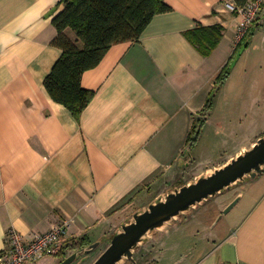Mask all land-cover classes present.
Masks as SVG:
<instances>
[{"label":"crops","instance_id":"crops-1","mask_svg":"<svg viewBox=\"0 0 264 264\" xmlns=\"http://www.w3.org/2000/svg\"><path fill=\"white\" fill-rule=\"evenodd\" d=\"M165 2L173 11L157 15L138 43L114 45L96 68L84 73L82 86L95 95L77 119L44 87L62 55L52 42L58 36L53 19L64 6L60 0H0V251L11 230L30 241L67 221L70 229L60 253L36 263L61 264L81 240L90 245L108 241L124 219L126 202L138 195L150 198L148 203L157 199L162 192H154V179L176 171L188 150H196L212 173L264 136L260 129L249 146L241 145L224 161L216 159L214 147L210 154L200 152L215 99L232 75L216 89L240 43V18L228 8L233 0ZM262 17L255 35L264 31ZM198 24L224 28L210 57L185 35ZM252 40L234 68L244 56L252 58ZM201 120L192 144L189 135ZM229 135L235 137L236 130ZM240 187L232 199L240 197L233 208L240 216L212 228L208 239L201 238L179 261V250L193 241L177 228L174 239L170 234L164 239L163 260L264 264V173Z\"/></svg>","mask_w":264,"mask_h":264},{"label":"rangeland","instance_id":"rangeland-1","mask_svg":"<svg viewBox=\"0 0 264 264\" xmlns=\"http://www.w3.org/2000/svg\"><path fill=\"white\" fill-rule=\"evenodd\" d=\"M263 11L264 5L257 20L260 21L261 15L263 16L262 20H264ZM251 28H256V24ZM262 28H264V25ZM244 37H242V39ZM252 38V58L250 59L248 56H244L235 68L233 66L234 69L231 70L232 75L230 73L231 77L229 76V81L227 79L228 82L224 88L219 91L215 99V112L212 115V122L210 127L206 129L204 138L202 137L201 144L199 145L200 152L202 151L205 155L210 154V149L214 147V151H218L216 159L220 158L223 161L227 158L228 154L232 155L235 154L236 151L238 152L241 145L249 146L252 140L260 134L257 133L260 132V129L264 132V99H262L261 96L263 95L264 98V31L262 34L260 32L258 35L254 34L250 40ZM242 39L239 40L241 41ZM240 56L236 58L235 63ZM256 79L261 80L256 81ZM250 81L251 83H249ZM252 86L254 88L258 87L259 89L253 91L251 90ZM262 90L263 92H261ZM251 91H253V94H251ZM244 93L245 95L242 96ZM218 128L221 129L220 132L217 131ZM235 130V137L229 135ZM210 159L211 158L208 157V160ZM201 163L196 150L194 152L188 150L180 160L179 166H176V171L166 178L160 177L161 180H159V177L154 179L153 182H157V184H155L156 188L154 187L155 189H153L154 192H162L160 196H164L167 192L180 188L181 185L196 181V179L203 174H209L211 171L208 169V165ZM240 190V185H235L231 190L210 198L202 204L192 208L189 212L175 218L164 228L150 233L134 251V259L137 264H168L172 259L166 256L163 260L166 250L164 239L168 238L170 235L171 238L176 231H178L177 228L179 230L182 229L184 232L183 235L189 237V239L193 241V244L190 243L189 248L185 249V251L179 250V253H182L178 255L179 258L176 261L183 258L189 252V249H196L201 238L205 240L208 239L212 228H216L219 223L221 224L224 221L225 224L226 222L229 223L235 215L240 216L241 213H239L238 208H235L231 210L228 215L224 216L225 218L222 217L218 220L219 216L222 214L218 212V209H220L219 207L222 208L223 212L231 202H233L232 199L234 195L240 192ZM149 200L150 198L148 199L147 197L141 200L138 195L131 201L126 202L122 207V209L124 208V219L120 226L114 230L112 235L117 230H120L124 223L132 222L136 213L147 209L149 206L148 204H151L156 199L148 203ZM110 238L108 241L102 243L94 252L88 255L82 253L80 258L73 264H93L109 246ZM172 239H174V237H172ZM121 264L133 263L126 259Z\"/></svg>","mask_w":264,"mask_h":264},{"label":"trees","instance_id":"trees-1","mask_svg":"<svg viewBox=\"0 0 264 264\" xmlns=\"http://www.w3.org/2000/svg\"><path fill=\"white\" fill-rule=\"evenodd\" d=\"M250 1L233 0V4L242 8ZM60 4L64 9L53 19L58 36L52 44L62 51V55L46 77L44 87L52 100L66 107L78 119L95 95L82 86L84 73L96 68L114 45L138 43L157 15L172 12L173 9L165 0H60ZM255 24L257 26V22ZM254 33L255 28H251L240 41L218 76L216 89L227 81L236 58L245 44L248 48ZM185 35L204 57H210L224 38V28L198 24ZM213 94L204 108L205 118L212 108ZM198 123L189 135L192 144L196 140L193 135L198 137L203 121ZM88 245L81 240L73 244L72 249L77 251Z\"/></svg>","mask_w":264,"mask_h":264},{"label":"water","instance_id":"water-1","mask_svg":"<svg viewBox=\"0 0 264 264\" xmlns=\"http://www.w3.org/2000/svg\"><path fill=\"white\" fill-rule=\"evenodd\" d=\"M246 45L239 56L246 49ZM263 173L264 136L258 139L252 148L233 158L223 167L212 173L201 175L194 182L167 192L153 201L147 209L136 213L132 222L124 223L121 229L113 234L109 246L93 264H121L126 259L137 264L134 251L150 233L164 228L175 218L210 198L231 190L235 185H242L256 179ZM239 201L240 197L223 211L218 220L230 213ZM100 245L99 242L77 250L66 257L61 264H73L82 253L88 255Z\"/></svg>","mask_w":264,"mask_h":264},{"label":"built area","instance_id":"built-area-1","mask_svg":"<svg viewBox=\"0 0 264 264\" xmlns=\"http://www.w3.org/2000/svg\"><path fill=\"white\" fill-rule=\"evenodd\" d=\"M264 0H252L245 7L229 4L228 8L240 18L237 28L238 38L242 39L257 22ZM70 229L69 222H62L46 233L36 235L27 241L25 237L11 230L7 234L6 246L0 251V264H36L41 260L58 255Z\"/></svg>","mask_w":264,"mask_h":264}]
</instances>
